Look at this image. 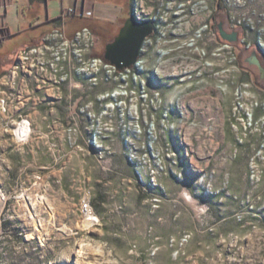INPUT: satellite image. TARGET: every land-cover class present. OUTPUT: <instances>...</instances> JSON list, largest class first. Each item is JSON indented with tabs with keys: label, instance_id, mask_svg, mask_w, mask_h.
I'll return each mask as SVG.
<instances>
[{
	"label": "rangeland",
	"instance_id": "374dc122",
	"mask_svg": "<svg viewBox=\"0 0 264 264\" xmlns=\"http://www.w3.org/2000/svg\"><path fill=\"white\" fill-rule=\"evenodd\" d=\"M252 2L257 14L264 12V0ZM215 18L217 42L233 45L240 70L226 74H238L264 91V74L247 61L255 53L264 67L259 50L241 45V30L231 27L222 8ZM219 24L227 33L236 32V40L221 38ZM64 27L63 19L67 39L77 31L68 36ZM52 30L0 58V264H264V167L254 177L249 167L261 136L246 140L234 132L228 119L234 87L221 94L214 85L213 73L229 61L201 65L199 77L198 69L191 71L188 81L194 84L185 90L188 81L180 79L185 72L171 75L165 66L151 79L137 78L139 89L113 102L110 94L125 93L129 78L94 80L89 73L78 78L71 68L74 58L63 66L65 73L71 68L68 77L53 72V51L61 56L63 46L48 50L51 55L42 49L24 58V47L43 46L46 37L57 43L60 32ZM9 35L0 21V45ZM96 38L90 55L101 56L105 42ZM188 51L185 46L178 54L183 58L172 63L198 60ZM150 55L146 65L154 69L159 53ZM206 77L205 87L189 94ZM149 90L161 91L169 122L150 102L154 93ZM131 105L138 108V123L128 117ZM62 107L65 120L54 117ZM23 109L42 113L28 137L26 121L7 115ZM84 198L93 207L90 216L81 213ZM91 216L96 219L88 220ZM80 244L92 250L77 262Z\"/></svg>",
	"mask_w": 264,
	"mask_h": 264
},
{
	"label": "built area",
	"instance_id": "2783aa9c",
	"mask_svg": "<svg viewBox=\"0 0 264 264\" xmlns=\"http://www.w3.org/2000/svg\"><path fill=\"white\" fill-rule=\"evenodd\" d=\"M130 4H132V14L134 17L140 21L150 20L154 28L152 33L145 37L136 62L128 67L118 70L116 66L106 61L102 56L90 55V49L94 46V41L97 38L86 26L80 27V30H77L73 37L68 39L64 37L61 28L63 18H60V23L54 26V30L51 31L53 33L60 32L61 36L58 41L60 43H56L54 38L46 37L43 39V46L34 45L27 47V49L24 47L20 50V53H24V58L26 59L32 56L33 53L38 51L42 52V49L47 53L50 49L63 46L64 48H58L62 50L61 56L57 54L58 51H53L54 55L52 56H55V63L51 66L53 72L60 71L61 74H64V77H68L72 68L74 70L73 72L78 75V78L85 73H89L90 78L94 80L101 76L107 79L106 81L113 80L112 82H116V77H119L120 80L129 78L128 82L130 84L127 82V87L124 89L125 93L116 91V95H113V93L110 94L109 90L113 88L111 87L106 90V94L103 93L104 95H100L98 99L100 102L104 98L106 101L108 94L112 96L110 100L113 102L120 94L122 99H127L128 91L133 93L136 89H139L136 84L137 78L141 76L148 77L152 74L160 75L165 66H170L171 75H179L185 72V75L180 79L187 82L188 78L192 77L191 71L198 69L195 73L198 77L202 74V69H199L201 65L203 68L205 65L207 68H210L217 61L220 64L227 59L230 63L228 67L213 73L216 80L214 81L216 82L214 85L220 90L221 94L229 91V85L234 87L233 107L228 116L230 126L234 132L241 134L243 139L247 138L246 140L256 137V134L261 136L257 140L256 156L253 155L249 163V167L253 168V174L250 177L257 175V173L254 175V171L256 172L259 166L264 167V91L263 89L262 91L257 89L253 83L243 80L238 74H234L233 76L226 74L225 71L231 73L234 70L240 73V70L236 65L235 54L232 48L233 45L229 42H217V34L212 25V21L217 19L215 18V11L218 8H222L227 13V22L230 23L231 27L241 30V45L244 44L246 46L245 48L255 47L264 58V12L257 14L252 0H131ZM185 46L189 50L188 52L197 54L198 60L190 59L192 62L187 64H185L184 60L179 63H172L174 57H182L178 54L183 52ZM154 50L159 53V57L156 67L151 69L146 64L149 58H151L150 53L154 52ZM69 58H74V60L70 59L73 60L74 64L71 68L67 67V70H69L67 75L64 72L63 66H67ZM184 66L185 68H183ZM151 77L149 76L148 78L151 79ZM141 81L144 82L143 79ZM94 83L96 86L97 83ZM198 83L204 84L200 88L197 87L195 90H192L189 94L199 92V89L205 87L204 85L208 83V77L200 78ZM192 84L194 82L189 80L186 84H183V90L192 87ZM176 86L178 85L176 84ZM152 91L150 92L154 93V96L151 97L150 102L154 107L160 108L158 110L163 116V119L169 122V109L166 107L163 110V107H161L164 105L161 91ZM141 93H143L142 95L144 97L146 96L148 98V94L144 88L141 89ZM171 99L173 98L170 97L169 102L173 101ZM118 105L122 107L120 102H118ZM106 106L110 107L109 104ZM112 108L115 107L112 106ZM137 109L136 105L130 106L128 117H131V121L139 118ZM124 114L125 112L122 111L118 113V117L123 119ZM136 123H138V120ZM169 125L172 130L174 126L172 124ZM137 128L139 127L137 126ZM137 131L139 129L136 130V133ZM243 139L241 138L239 141L241 142ZM242 144L243 142L238 143V145ZM80 210L84 215H92L93 207L87 198L81 199ZM186 237L187 235H184V238Z\"/></svg>",
	"mask_w": 264,
	"mask_h": 264
},
{
	"label": "crops",
	"instance_id": "0c3cea01",
	"mask_svg": "<svg viewBox=\"0 0 264 264\" xmlns=\"http://www.w3.org/2000/svg\"><path fill=\"white\" fill-rule=\"evenodd\" d=\"M130 3L131 0H0V21L10 32L4 43L0 45V58L20 45L38 41L43 34L54 28L58 18L64 19V28L68 36H72L80 27L87 26L103 43V41L112 39L128 16L132 14ZM71 9H74L75 13L70 12ZM100 45L98 43L97 51ZM23 99L22 103L26 104L28 102L25 101L26 95ZM40 112L35 109L26 112L23 109L18 112H9L7 115L14 120L21 118L27 122L28 126H25L24 132H27L28 137L37 128L36 125L34 126V120L37 119V115L41 116ZM66 116L67 111L64 107L59 109V113L54 114V117L62 120H65ZM63 150L67 149L64 147ZM32 153L31 158L36 159L34 158L36 156L34 147ZM80 157L75 158L80 160L82 159ZM84 158L88 160L91 157ZM95 210V213L102 219L101 210L97 206Z\"/></svg>",
	"mask_w": 264,
	"mask_h": 264
},
{
	"label": "water",
	"instance_id": "95a60500",
	"mask_svg": "<svg viewBox=\"0 0 264 264\" xmlns=\"http://www.w3.org/2000/svg\"><path fill=\"white\" fill-rule=\"evenodd\" d=\"M153 28V23L150 20L140 21L131 14L125 20L121 29H118V33L106 42L103 58L119 69L134 64L140 54L145 37L152 33ZM218 29L221 38L228 41L236 40V32L227 33L221 24L218 25ZM247 61L257 65L261 73L264 74V67L255 53H252Z\"/></svg>",
	"mask_w": 264,
	"mask_h": 264
},
{
	"label": "bare ground",
	"instance_id": "6f19581e",
	"mask_svg": "<svg viewBox=\"0 0 264 264\" xmlns=\"http://www.w3.org/2000/svg\"><path fill=\"white\" fill-rule=\"evenodd\" d=\"M89 219L94 220V219H96V217L95 216H91V217L88 218V220ZM91 250L92 249L88 245H86V244L85 245L84 244H80L79 249L76 251L77 252L76 253L77 262L78 261H83L84 258H86L87 254L89 252H91Z\"/></svg>",
	"mask_w": 264,
	"mask_h": 264
},
{
	"label": "trees",
	"instance_id": "16d2710c",
	"mask_svg": "<svg viewBox=\"0 0 264 264\" xmlns=\"http://www.w3.org/2000/svg\"><path fill=\"white\" fill-rule=\"evenodd\" d=\"M60 23V18H58V19H56V25L55 26H57L58 24ZM111 40V39H110ZM110 40H106V41H104L105 42V44H106V42H108V41H110ZM105 46V45H104ZM103 55V54H102ZM101 55V56H102Z\"/></svg>",
	"mask_w": 264,
	"mask_h": 264
}]
</instances>
